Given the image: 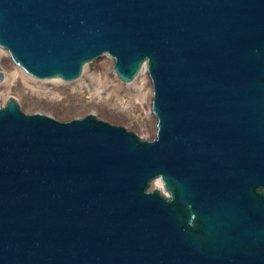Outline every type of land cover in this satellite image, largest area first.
<instances>
[{
    "label": "water",
    "instance_id": "obj_1",
    "mask_svg": "<svg viewBox=\"0 0 264 264\" xmlns=\"http://www.w3.org/2000/svg\"><path fill=\"white\" fill-rule=\"evenodd\" d=\"M0 48L41 81L145 66L157 121L146 141L9 98L0 264H264V0H0Z\"/></svg>",
    "mask_w": 264,
    "mask_h": 264
},
{
    "label": "rangeland",
    "instance_id": "obj_2",
    "mask_svg": "<svg viewBox=\"0 0 264 264\" xmlns=\"http://www.w3.org/2000/svg\"><path fill=\"white\" fill-rule=\"evenodd\" d=\"M0 54L1 60L5 58L0 63V71L4 75L0 84V107L9 98H16L27 114H43L62 122L94 115L109 124L136 132L142 139L154 138L150 121L155 119L148 106L150 99L146 97L145 87L149 80L145 69L132 82L123 83L112 71V60L104 56L86 65L82 76L73 82L41 81L14 66L6 51L0 49ZM13 69L29 78L27 85L18 78L10 79Z\"/></svg>",
    "mask_w": 264,
    "mask_h": 264
},
{
    "label": "bare ground",
    "instance_id": "obj_3",
    "mask_svg": "<svg viewBox=\"0 0 264 264\" xmlns=\"http://www.w3.org/2000/svg\"><path fill=\"white\" fill-rule=\"evenodd\" d=\"M2 55H3V53H2ZM1 58H2V56H1V54H0V63H2L3 62V60L5 59L4 57H3V60H1ZM2 61V62H1ZM111 67H112V65H113V61L111 62ZM86 67V66H85ZM84 67V68H85ZM84 71V70H83ZM25 73V72H24ZM27 75V74H26ZM26 75H24L22 72H20V71H18V69H13V72L12 73H10L9 74V77H10V79L11 80H14V79H16V78H18V79H20L21 81H22V83L23 84H25V85H27V80L29 79L28 77H26ZM4 77V76H3ZM117 77V76H116ZM118 79V78H117ZM49 81H51V82H57V81H60V80H57V79H51V80H49ZM120 81V80H119ZM121 82V81H120ZM1 84V83H0ZM146 89H147V95H146V97H149V99H150V101H149V103H148V106H150L151 107V100H152V86H151V82H149V85H148V83H147V85H146V87H145ZM155 119V118H154ZM155 121H156V119H155ZM154 120H152V121H150L151 122V125L150 126H152L153 125V129H154V132H155V134H156V131H155V129H156V122H155ZM155 124V125H154ZM155 126V127H154ZM153 129H152V131H153ZM151 131V132H152ZM149 133V132H148ZM153 135H154V133H153ZM154 137H155V135H154ZM152 188L153 189H156V190H160L161 192H162V194L164 193L163 192V190H162V185H161V183L158 181V180H156V181H154V183H152Z\"/></svg>",
    "mask_w": 264,
    "mask_h": 264
}]
</instances>
